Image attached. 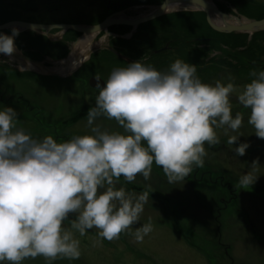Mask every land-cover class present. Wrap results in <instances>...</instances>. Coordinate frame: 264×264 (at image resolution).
<instances>
[{"label":"clouds","instance_id":"9594fccd","mask_svg":"<svg viewBox=\"0 0 264 264\" xmlns=\"http://www.w3.org/2000/svg\"><path fill=\"white\" fill-rule=\"evenodd\" d=\"M18 35L17 29L11 36L0 35V54L13 55ZM196 73V65L181 59L167 72L136 61L97 83L99 95L87 113L88 125L105 116L127 135L92 127L95 135L61 143L51 135L38 140L18 126L14 108L0 110V262L22 264L41 256L76 260L81 251L74 231L84 236L95 228L109 242L129 233L139 223L149 193L117 189L121 177L128 183L137 176L148 180L155 162L169 183L182 182L194 166L204 167L205 145L220 144L217 129L228 136V145L236 144L243 134L229 131L238 133L244 117L241 112L233 117L232 96L250 109L248 124L264 140V71H252L254 79L243 86L231 76L227 84H206ZM249 147L241 143L233 151L241 157ZM258 166L259 160L253 161L233 187H252ZM152 230L149 218L135 229L136 242Z\"/></svg>","mask_w":264,"mask_h":264},{"label":"rangeland","instance_id":"374dc122","mask_svg":"<svg viewBox=\"0 0 264 264\" xmlns=\"http://www.w3.org/2000/svg\"><path fill=\"white\" fill-rule=\"evenodd\" d=\"M113 1L121 3L123 0ZM128 1L133 0H124V3ZM244 1L246 2L243 8H252L250 11L254 15H239V19L264 18V0H253L256 3ZM107 2L108 0H0V6L4 7L7 17L18 13L23 17L29 16L43 21L85 22L105 12ZM153 23L162 26L154 34L142 35L138 44L142 47L148 46L144 64L151 65L160 72H167L175 60L181 59L197 66L196 75L203 83L214 85L220 80L227 84V78L231 76L236 85L243 86L254 79L250 76L252 71L262 70L250 66L248 60H253L255 56L264 58V33L231 32L229 36L219 38L220 45L217 44L213 50L207 47L195 64L194 60L198 57L194 58L195 46L189 40L194 36L215 35L208 28L202 12L184 14L178 12L156 19L148 25ZM65 32L64 29H53L50 38L60 40ZM94 36L95 34L84 35L86 39H80L82 43H79L76 54H72L75 63L79 61L82 51L88 49V53L90 47L99 41L100 37ZM171 38L179 40L178 43H174L172 49L154 52ZM104 39L106 43L109 41V37L101 36V40ZM74 40L79 38H71L68 45ZM224 43H228V46ZM222 47L229 50L228 58H224ZM134 51L137 58L144 56L142 50L137 48ZM233 53L236 54L235 57ZM91 54L85 58L89 59ZM104 55L105 52L100 51L95 53L91 60L86 59L87 64L70 82L56 77L20 72L21 70L15 69L16 66L10 62L4 66L0 65V110L4 107H12L16 110L15 102L20 103L21 112H24L26 117L32 118L27 120L31 122H23L18 117L20 124L26 126L28 133L38 140L51 135L61 143L75 136L95 135L91 131L92 127H99L101 131L109 133L127 135L128 133L124 132L117 121L109 120L105 116L98 117L92 126L87 123V113L95 106L99 94L93 90L84 93L82 86L84 83L87 86L88 81L86 78L83 81L84 77L80 76V73L81 75L96 74L107 80L113 70L130 64L113 59L100 61ZM210 62H212L211 67H204ZM218 64L226 66L221 67ZM52 66L66 65L60 62L51 64L50 67ZM230 100L233 117L236 112H241L244 123L238 133L229 131V135L242 133L240 139H257L258 137H253L255 129L248 124L250 109L240 105L235 96L230 97ZM32 108L39 110L41 114L35 115ZM50 127L52 130L46 133ZM216 131L220 137V144L211 147L205 145L208 158L204 159V167H194L191 175L182 182L169 183L162 168L156 165L152 166L148 180L143 176H137L134 182L128 183L121 177L116 184L117 189L123 187L126 191L135 192L137 195L144 191L149 193L139 223L133 225L129 233L121 234L118 240L109 242L106 239L101 240L95 228L88 230L84 236L74 231L75 238L80 240L79 259L58 258L55 261H47L41 256L36 259H26L22 264H264V208H262L264 202L255 207L245 203L244 212L233 202L223 204L219 201L221 195H229V197L233 195V185L237 181L235 178L239 181L244 175L245 167L251 169V163L255 160L248 156L245 159L235 157L233 148H236V145L227 144L228 136L223 134V129ZM216 150L219 152H213ZM216 153H219V158L215 157ZM263 160V158L260 160V167L258 166V171L255 172V176L259 178L254 185L264 186V180H260L261 177L264 179ZM225 168L231 173L229 175L232 182L229 184L223 177ZM196 177L200 179L199 182L203 187L198 186L200 183ZM222 177L224 182L221 180ZM254 188L255 186L242 189L241 196L244 192L254 193L256 200H264V191L258 193ZM258 195L262 198H258ZM149 218L153 230L145 236L143 242H136L135 229L148 223ZM69 219H75V215H71ZM64 226L71 227L69 222H65ZM0 264H9V262L4 261Z\"/></svg>","mask_w":264,"mask_h":264},{"label":"flooded vegetation","instance_id":"af4514ba","mask_svg":"<svg viewBox=\"0 0 264 264\" xmlns=\"http://www.w3.org/2000/svg\"><path fill=\"white\" fill-rule=\"evenodd\" d=\"M165 0H133L132 2H126L124 3V0L121 1V3H118L117 1H113V0H108L107 4H106V11L101 13L100 15H97L95 19L93 20H89V21H85V22H81V21H43V20H39V19H34L32 17H23L21 15L17 14H10L8 15V17L5 14V9L3 6H0V25H4L6 23L12 22V21H27V22H33V23H41V24H53V23H70V24H80V25H96L101 23L106 17L110 16V15H114V17L116 18H121L123 20H135L141 17H144L146 15H148V13H150L152 10H154V8L160 4H162ZM209 2H211L213 4V6L215 8L211 9V16H213V18L215 19V22L219 23V25H223L225 24V22H223L222 20L217 19L216 17L220 18L221 16H229V17H239V15H254V13H252L250 10L252 8H243V4H245L246 1L244 0H208ZM250 3H256L253 0H247ZM124 6V7H122ZM116 7H118L119 9H115ZM134 11V12H133ZM202 12L205 16V20H206V24L208 26L209 29H211L215 35H211V36H206V35H200V36H194L192 37L191 40H189L190 43L194 44L195 46V50H194V58L198 59L194 60L195 64L196 62L201 58L202 54L205 52V49L207 47L211 48L213 50V48L215 46H217V44L220 45L221 40L219 38H223L226 35L229 36L231 32L233 33H240V32H244V31H223V30H218L215 27H213V25H211L208 21V14L205 11V9H200V8H191L187 5H177L176 7H171L169 8L168 12L164 15H161L159 17H156L155 19H152L150 21L147 22H143V23H139L138 25H130V24H126V23H116V24H112L111 26H108L106 29H103L101 31H99L98 33H94L95 36L94 37H100L99 41L96 43V45L91 46L89 49V54L90 57L85 58L84 56L86 54H80L79 56V61L76 62L74 65L70 64L72 61V59H74L72 57V54L75 55L76 54V49L79 45V43L81 42L80 39L84 38V35L79 31H76L74 29H67L65 34H63L62 38L60 40H53L50 38V32L51 30H43L40 29L39 31L37 30H32V29H28V30H20L17 29L19 31V35L16 36L14 38V47H15V53L21 54L24 57L20 56V55H16L13 53V55L11 57L0 54V65L4 66V64L10 62L13 65H15V69H17L20 72H25V73H32L34 75H40V76H50V77H56L59 79H62V81L65 82H70L72 80V78L76 77L77 74H79V71H81L86 63V59H88L87 61L91 60V58H93L94 54L100 51L105 52V55L102 57L105 59L102 60V58L100 59V61H104V60H108V59H113L116 61H121V62H127V63H133L136 61H141L142 63H145L146 59H147V45H142L138 44L139 39L142 35H146L148 33L154 34L157 32V30L162 26L159 25L157 23H153L148 25V23L155 21L156 19H160V18H164L166 16H171L173 14H176L178 12L181 13H198ZM253 11V10H252ZM259 16V15H257ZM23 17V18H22ZM227 20V19H226ZM228 21V20H227ZM16 29V28H12V27H5L0 29V31L4 34V35H12V30ZM73 30V31H72ZM71 33H68V32ZM264 33V30H259V31H255L253 33ZM68 33V34H67ZM100 34H102L101 36H106L109 37V41L106 40H101V36ZM72 39H77L79 38V40H74V42H70V44L68 45L69 41ZM226 39V38H225ZM179 40H177V38H171L169 41H167V43L163 46V47H158L154 50V52H161V51H166L169 49H172V47H174V43H178ZM72 44H75L74 46ZM225 44V43H224ZM225 46H228V43L225 44ZM221 47V46H220ZM139 49L142 50V54H144V56L141 58H137L134 53H135V49ZM223 50L222 52L225 54L224 58H228V56H230V52L226 47H222ZM145 50V51H143ZM199 52V53H198ZM87 53V51H86ZM146 56V57H145ZM233 56L235 57L236 54L233 53ZM85 58V59H84ZM30 60H33L35 62L44 64L47 67H50L51 64H56V63H62L66 66L64 67H55L52 66L50 67L52 70H55L57 74H49L47 71L43 70V69H37L36 67L34 68L30 63ZM211 63L207 64L204 67H211ZM248 63L250 66H253L255 68H260L262 69L261 71H264V58L261 59L258 56L254 57V59H249ZM36 65V64H35ZM221 67H225L226 65L223 64H218ZM6 67V66H5ZM9 68V67H8ZM244 68V67H243ZM80 76L84 77L83 81L85 80V78L88 81V84L86 86V84L84 83V85L82 86V89L84 91L85 94H87V90L88 91H95L96 93L99 94V88L95 85V84H91V79L94 77H100L99 75L96 74H92V73H88L87 75L80 73ZM104 82H106L107 80H105L104 78H102ZM85 98V97H84ZM16 103V111L19 114V118L20 121L23 122H31V121H27V120H31L32 118L29 116H25L24 112H21V104L20 103ZM32 111L35 113V115H39L41 114L39 110L33 109ZM43 117V114H42ZM20 127L23 128L26 132L28 131V128L26 126H23L20 124ZM67 129L68 126H67ZM52 130V128L50 127L46 133L50 132ZM41 137V136H39ZM254 138L257 137L256 135L253 136ZM241 143H248L250 145V147L246 150V154L244 156L238 157L239 159H245L246 156H248L251 159L256 160H262V158L264 159V140H261L260 138H255L253 140H244V139H240L235 145L236 147H239V145ZM213 152H219V151H213ZM235 153V152H234ZM235 156V154H234ZM215 157L219 158V153L215 154ZM237 157V156H235ZM205 157L204 159L207 160ZM209 161V160H208ZM264 161V160H263ZM155 162L153 163V166H155ZM222 166L224 167V165L222 164ZM195 167V166H194ZM250 169L246 168L244 169V174H246L247 172H249ZM223 173H225V175H223V177L227 180V184H229L230 182H232V180L230 179V175L231 174L229 172L228 169L225 168V170L223 171ZM191 175V173H190ZM197 175V174H195ZM217 177H221V176H217ZM221 178V180L224 182V178ZM236 183L238 182V178ZM196 180L198 181V183H200V179L198 177H196ZM202 180V179H201ZM260 180H264L262 177L260 178ZM199 187H203L202 183L198 184ZM255 186V191L260 193L261 191H264V186H260V185H253V187ZM241 191L242 189H234L232 190L233 195L229 197V195H221L219 197V201L220 203L223 204H229L231 202H233L234 205L238 206L240 209H242L245 212L246 206L245 203L248 204V206H257L258 204L264 202V200H256V194H249L244 192V195L241 196ZM254 191V190H253ZM258 198H262L260 195H258ZM219 207V206H218ZM216 207V208H218ZM249 208V207H248ZM262 208H264V203Z\"/></svg>","mask_w":264,"mask_h":264},{"label":"water","instance_id":"95a60500","mask_svg":"<svg viewBox=\"0 0 264 264\" xmlns=\"http://www.w3.org/2000/svg\"><path fill=\"white\" fill-rule=\"evenodd\" d=\"M180 4L187 5L191 8L205 9V11L208 14L209 23L218 30H223V31L235 30V31H245V32L264 30V18L253 19V20H249V19L242 20L234 16L232 17L221 16L220 18L222 19L223 22H225V24L219 25V23L215 22L213 16H211V9L215 7L208 0H165L162 4L156 6L154 10L148 13V15L135 20H123L121 18L114 17V15H110L106 17L101 23L96 25H88V26L80 25V24H70V23L41 24V23H33L27 21H12L4 25H0V29L5 27H12L20 30L32 29L39 31L40 29H43L49 31L51 29L59 28L64 30L74 29L83 34L90 35L94 33L96 34L99 31L106 29L108 26H111L112 24H116V23H126L135 26L138 25L139 23L150 21L152 19H155L156 17L166 14L172 5H180ZM227 18L233 20L234 22L227 21L226 20ZM0 35H4V34L0 31ZM14 54L24 57L23 55L15 52ZM29 61L31 62L30 64L33 67H36L37 69L41 68L47 71L49 74H57L55 70H52L51 68L45 66L44 64L35 62L30 59ZM97 83H104V81L101 77H99V82L96 80V77L91 79V84L97 85Z\"/></svg>","mask_w":264,"mask_h":264},{"label":"bare ground","instance_id":"6f19581e","mask_svg":"<svg viewBox=\"0 0 264 264\" xmlns=\"http://www.w3.org/2000/svg\"><path fill=\"white\" fill-rule=\"evenodd\" d=\"M177 5H172L171 7H176ZM84 39H86V38H84ZM88 39V38H87ZM82 41V40H81ZM82 43V42H81ZM84 45V44H83ZM84 49H85V47H84ZM83 49V50H84ZM88 50V49H87ZM86 49L84 50V51H82V54L83 53H86V51H87ZM89 54V52L88 53H86V55L84 56V57H86L87 55ZM75 60L74 59H72V62H71V64H75V62H74ZM64 67V66H63ZM35 68V67H34Z\"/></svg>","mask_w":264,"mask_h":264}]
</instances>
